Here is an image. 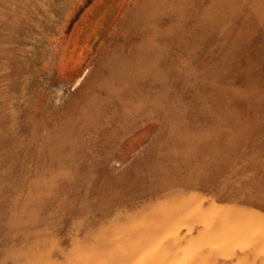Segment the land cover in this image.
<instances>
[{
  "label": "rangeland",
  "instance_id": "374dc122",
  "mask_svg": "<svg viewBox=\"0 0 264 264\" xmlns=\"http://www.w3.org/2000/svg\"><path fill=\"white\" fill-rule=\"evenodd\" d=\"M0 264H264V0H0Z\"/></svg>",
  "mask_w": 264,
  "mask_h": 264
}]
</instances>
